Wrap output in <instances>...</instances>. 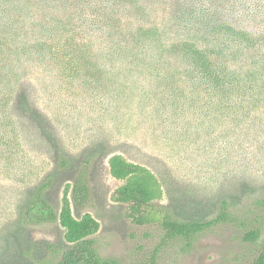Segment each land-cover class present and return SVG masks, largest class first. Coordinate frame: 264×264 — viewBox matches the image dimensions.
<instances>
[{"label":"rangeland","instance_id":"obj_1","mask_svg":"<svg viewBox=\"0 0 264 264\" xmlns=\"http://www.w3.org/2000/svg\"><path fill=\"white\" fill-rule=\"evenodd\" d=\"M145 3L152 9L148 19L165 14L164 0ZM94 48L91 42L86 53L92 65ZM75 66L59 63L23 79L8 108L12 125L0 142V264H56L68 246L57 216L78 174L89 196L80 207L71 204L72 213L97 220L91 238L98 253L119 264H147L160 230L129 223L123 205L110 199L120 184L108 170L114 153L150 168L163 189L158 203L180 219H211L224 199L233 217H254L253 201L264 195V103L243 105L237 115L233 100L225 115L199 96L165 97L162 106L144 75ZM44 182L54 218L41 220L37 205L26 220L25 207ZM243 230L224 222L197 235L188 248L163 244L155 264H246L251 247L241 239Z\"/></svg>","mask_w":264,"mask_h":264},{"label":"trees","instance_id":"obj_2","mask_svg":"<svg viewBox=\"0 0 264 264\" xmlns=\"http://www.w3.org/2000/svg\"><path fill=\"white\" fill-rule=\"evenodd\" d=\"M145 1L0 0V142L12 125L8 108L14 107L23 79L42 69H57L59 63L70 69L78 62L79 69L144 75L161 105L165 97L177 101L199 96L216 104L218 115L230 112V100L235 101L234 115L243 105H263L264 0H164L165 14L154 20L148 19L152 9ZM91 42L93 65L86 56ZM254 115L252 122L257 121ZM107 163L110 176L120 182L110 199L123 205L124 218L160 230L147 264H155L163 244L188 248L197 235L224 222L242 225L241 239L251 247L246 264H264V195L253 201L258 212L249 220L233 217L225 199L213 218L184 220L158 203L163 189L150 168L119 153L110 155ZM48 184L35 187L25 207L26 220L37 205L41 220L54 218L44 195ZM88 196L87 182L78 174L57 216L68 246L56 264H119L95 248L91 236L99 228L97 220L89 213L80 218L72 213L71 204L80 207Z\"/></svg>","mask_w":264,"mask_h":264}]
</instances>
